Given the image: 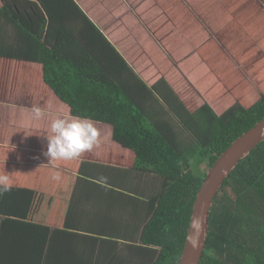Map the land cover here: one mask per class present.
Wrapping results in <instances>:
<instances>
[{
    "label": "trees",
    "instance_id": "16d2710c",
    "mask_svg": "<svg viewBox=\"0 0 264 264\" xmlns=\"http://www.w3.org/2000/svg\"><path fill=\"white\" fill-rule=\"evenodd\" d=\"M1 1L0 56L39 62L44 83L72 115L111 127L114 143L134 153L132 170L123 172L146 180L153 192L148 198L144 190L132 192L129 198L139 207L143 204L144 214L134 218L137 205L130 210L135 233L118 236L122 243L66 221L64 228L52 230L41 264H178L206 175L201 166L209 170L264 120V96L249 109L237 104L218 115L204 102L192 112L165 78L150 87L138 78L136 98L129 97L120 81L129 79L132 69L111 46L108 53L106 47L97 53L100 38L102 44L107 41L92 22L76 31L62 22L27 25L20 10L15 11L21 4L36 6V12L37 3L51 10L59 2L62 8L65 0ZM210 214L200 264H264V143L239 163ZM31 244L29 236H23L21 246L13 249L17 264H25L19 256L31 254Z\"/></svg>",
    "mask_w": 264,
    "mask_h": 264
},
{
    "label": "crops",
    "instance_id": "0c3cea01",
    "mask_svg": "<svg viewBox=\"0 0 264 264\" xmlns=\"http://www.w3.org/2000/svg\"><path fill=\"white\" fill-rule=\"evenodd\" d=\"M90 2L65 0L62 8H58L59 2H56L51 10L37 3L40 10L37 12L36 6L21 4L15 11L20 10L27 25L62 22L69 30L76 31L90 21L117 53L129 47L128 42L132 44L129 38L133 37L124 35L114 19L102 18L92 9L94 14L89 12L88 15ZM145 3L139 10H133L135 18L130 17V27H134L137 36L142 30L139 16L144 12H156L155 4ZM239 3L244 12L249 8L257 10V6L264 12V0H236L233 5ZM123 4L121 1L119 9L114 10L126 12ZM181 11H186L184 6ZM114 13L117 15L116 11ZM197 17L198 23H192L190 27H198L201 20H206L203 16ZM180 31L175 32L173 38L177 39ZM236 35L238 40L240 34ZM242 38L245 49L249 44L244 42V36ZM248 49L245 50L246 57L251 58ZM132 67L138 71L137 66ZM42 76L43 68L39 62L22 61L12 55L0 56V175L9 176V190L0 192V264H17L18 255L13 256V249L21 246L23 236H29L32 241V252L19 258H23L25 264H41L52 230L64 228L66 221L88 227L94 236H102L101 239L122 243L124 239L118 236L135 233L132 225L136 221L129 216L133 213L137 218L144 214L140 208L143 204L139 207L140 203L129 198L134 196L132 192L144 190L147 198L153 193L151 185L148 189L149 182L123 172L132 170L135 155L114 143L112 128L106 125L95 123L100 133L99 144L91 151L73 160L49 161L44 153L53 117L34 119L30 109L40 106L55 113L72 115V112L44 83ZM140 77H143L141 73ZM57 175L60 179H53ZM136 205L137 209H133ZM91 232L80 231L82 234Z\"/></svg>",
    "mask_w": 264,
    "mask_h": 264
},
{
    "label": "rangeland",
    "instance_id": "374dc122",
    "mask_svg": "<svg viewBox=\"0 0 264 264\" xmlns=\"http://www.w3.org/2000/svg\"><path fill=\"white\" fill-rule=\"evenodd\" d=\"M121 1L128 13L114 10L119 9ZM121 1L92 0L94 3H88V15L94 10L102 18L114 19L124 35L133 37L129 38L132 44L128 42L129 47L118 53L128 66L138 67L139 72L132 67L130 78L123 77L120 81L129 97L136 98L133 89L138 86V78L148 87L165 78L192 112L204 102L218 115L237 104L249 109L264 96V12L258 6L257 10L249 8L244 12L242 3L233 5L236 0ZM145 2L155 4L156 12L138 15L142 30L137 36L134 27H130V17L135 18L134 11ZM182 6L186 11H181ZM197 16L206 20H201L198 27H190L200 20ZM177 31L180 36L175 39ZM238 33L240 37L236 40ZM242 36L249 44L245 49ZM101 39L97 53L103 47L108 53L110 45L102 44ZM90 46L95 49L96 41L92 40ZM246 49L251 51V58L246 57ZM201 168L207 173V165Z\"/></svg>",
    "mask_w": 264,
    "mask_h": 264
},
{
    "label": "water",
    "instance_id": "95a60500",
    "mask_svg": "<svg viewBox=\"0 0 264 264\" xmlns=\"http://www.w3.org/2000/svg\"><path fill=\"white\" fill-rule=\"evenodd\" d=\"M264 143V120L216 158L207 171L193 205L185 244L178 264H200L210 232L209 215L216 195L239 163ZM195 245V246H194Z\"/></svg>",
    "mask_w": 264,
    "mask_h": 264
},
{
    "label": "clouds",
    "instance_id": "9594fccd",
    "mask_svg": "<svg viewBox=\"0 0 264 264\" xmlns=\"http://www.w3.org/2000/svg\"><path fill=\"white\" fill-rule=\"evenodd\" d=\"M30 111L34 119L53 117L47 137V151L44 153L49 161L76 159L99 144L100 133L90 118L46 111L40 106H33ZM53 179L60 177L53 176ZM8 185L9 176L0 175V192L8 191Z\"/></svg>",
    "mask_w": 264,
    "mask_h": 264
}]
</instances>
